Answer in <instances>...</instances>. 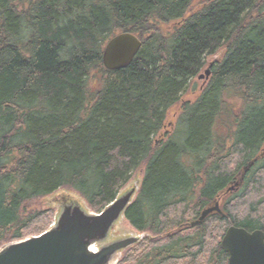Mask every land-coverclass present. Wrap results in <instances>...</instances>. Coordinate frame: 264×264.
<instances>
[{"label": "trees", "instance_id": "1", "mask_svg": "<svg viewBox=\"0 0 264 264\" xmlns=\"http://www.w3.org/2000/svg\"><path fill=\"white\" fill-rule=\"evenodd\" d=\"M120 32L141 46L107 70L103 47ZM211 55L206 86L156 138ZM263 146L264 0H0V246L46 220L25 202L68 187L99 212L143 166L124 210L149 235L133 264H227L228 225L264 231ZM258 155L225 216L189 226Z\"/></svg>", "mask_w": 264, "mask_h": 264}, {"label": "water", "instance_id": "2", "mask_svg": "<svg viewBox=\"0 0 264 264\" xmlns=\"http://www.w3.org/2000/svg\"><path fill=\"white\" fill-rule=\"evenodd\" d=\"M140 46L141 40L131 32L115 34L103 47V67L118 70L128 66ZM209 73L208 67L198 78H207ZM253 163L251 161L244 170ZM134 191L130 189L117 196L98 213H88L79 205L63 206L51 228L2 246L0 264H108L117 251L134 244L139 238L117 239L102 245L96 252L90 251L89 247L106 239L112 225L131 202ZM213 212L225 216L217 201L202 209L198 218L189 225L202 223ZM219 247L227 254V264H264V231L261 229L249 231L230 224L220 239Z\"/></svg>", "mask_w": 264, "mask_h": 264}, {"label": "rangeland", "instance_id": "3", "mask_svg": "<svg viewBox=\"0 0 264 264\" xmlns=\"http://www.w3.org/2000/svg\"><path fill=\"white\" fill-rule=\"evenodd\" d=\"M175 24L176 23L166 24L165 30H168V31L171 30ZM214 59H215L214 55L207 56L205 60L206 61L205 65L200 70L198 75L202 74L204 70L208 67L209 63ZM198 75L194 76L189 81L188 86L186 90L181 94L179 101L167 110L164 127L162 128L161 133L156 138L164 137L165 134L172 132V129L176 122V118L180 113V107L182 103L194 101L198 97V95L201 93L204 86H206L208 82L207 78L200 79L198 78ZM142 167L143 166H139L138 168L130 172L129 178L121 184L116 196H119L130 189H134L135 191L133 194L132 201L135 199L136 194L141 185V180L143 178V168ZM229 197L230 196H228L226 193V194L220 195L219 198H217L219 199L218 203L221 208H222L223 202ZM255 199L256 197L250 191L244 195V198L242 200H238V202L239 203L243 202V204L245 203L246 205H250L251 203H254V201H256ZM69 204L79 205L82 209H84V211L88 213H98L92 210L91 207L88 205V203L84 200V198L81 195H79L76 191L68 187H60L54 190L53 192H51L50 194H47L45 196H40V197L31 199L25 202L23 210L26 212V214L38 211V212H41L42 215H46L47 218L46 220H42L41 218H38L34 222H32L30 227L25 230L23 238L37 235L43 232L44 230H47L50 227H52L62 207L65 205H69ZM243 204L235 207V209L237 211L246 210L245 208L246 205L244 206ZM260 211L261 213H264V206L260 207ZM130 236H138L139 239H141L144 237V232H140L134 229L130 225V223L127 221L125 216L122 214L120 218L116 220V223L112 225L106 239L98 242V245L102 246L109 242L115 241L117 239H122V238L130 237ZM220 239H219V242H220ZM12 242H15V241H12ZM8 243H11V242H8ZM8 243H5L1 246H5ZM145 249H147L146 243H143L142 247H141V244L139 243L133 248H128V249L127 247L123 248L114 254L113 258L108 264H133V260H131V258H133L134 256H137V253H139L140 251H146ZM204 258H205V255L201 254L198 257L197 262H201V261L203 262ZM185 262H187L185 259H179L173 262V264H184Z\"/></svg>", "mask_w": 264, "mask_h": 264}, {"label": "flooded vegetation", "instance_id": "4", "mask_svg": "<svg viewBox=\"0 0 264 264\" xmlns=\"http://www.w3.org/2000/svg\"><path fill=\"white\" fill-rule=\"evenodd\" d=\"M246 166L243 167V173L242 172H239L235 175V177L230 181L229 185L224 189L223 193L222 194H226L229 196V195H232L233 193H236L238 194L239 191H240V188L242 186V183L244 181V173L246 172L244 169H245ZM221 194V195H222ZM219 198V196L217 197ZM215 201H218L219 199H217ZM254 230V229H253ZM262 230V229H261ZM145 236H149L148 233L144 232V237ZM144 237L140 240V242L144 239Z\"/></svg>", "mask_w": 264, "mask_h": 264}]
</instances>
